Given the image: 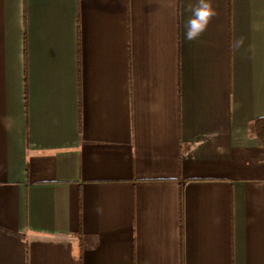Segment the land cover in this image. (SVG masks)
I'll use <instances>...</instances> for the list:
<instances>
[{
    "label": "crops",
    "instance_id": "crops-1",
    "mask_svg": "<svg viewBox=\"0 0 264 264\" xmlns=\"http://www.w3.org/2000/svg\"><path fill=\"white\" fill-rule=\"evenodd\" d=\"M0 0V264H264V0Z\"/></svg>",
    "mask_w": 264,
    "mask_h": 264
},
{
    "label": "clouds",
    "instance_id": "clouds-1",
    "mask_svg": "<svg viewBox=\"0 0 264 264\" xmlns=\"http://www.w3.org/2000/svg\"><path fill=\"white\" fill-rule=\"evenodd\" d=\"M190 17L184 25V38L186 41L197 40L208 28L217 15L212 0H197L195 5H189Z\"/></svg>",
    "mask_w": 264,
    "mask_h": 264
},
{
    "label": "trees",
    "instance_id": "trees-1",
    "mask_svg": "<svg viewBox=\"0 0 264 264\" xmlns=\"http://www.w3.org/2000/svg\"><path fill=\"white\" fill-rule=\"evenodd\" d=\"M249 128L258 137L260 144H264V116L254 119L249 124Z\"/></svg>",
    "mask_w": 264,
    "mask_h": 264
}]
</instances>
